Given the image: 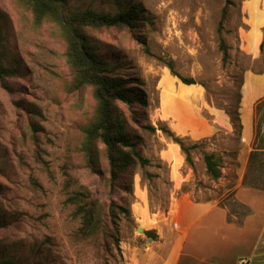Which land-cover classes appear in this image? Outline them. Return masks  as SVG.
<instances>
[{"label":"rangeland","instance_id":"374dc122","mask_svg":"<svg viewBox=\"0 0 264 264\" xmlns=\"http://www.w3.org/2000/svg\"><path fill=\"white\" fill-rule=\"evenodd\" d=\"M69 3L107 14L135 7L140 13L132 28H88L85 34L114 74L148 102L147 108L118 104L132 148L147 163L135 158L113 190L103 146L99 170L87 167L79 148L95 120L94 89H72L67 42L55 23H37L27 0H0V56L14 70L0 82V260L130 264L126 253L135 257L136 248L149 247L144 251L159 258L167 253L171 240L180 239L182 209L190 202L216 203L239 220L246 216L250 211L236 203V189L264 191V100L254 110L253 143L245 145L240 128L246 76L264 74V0ZM221 40L229 49L226 62ZM169 64L197 84H183ZM215 110L240 120L231 122V134L217 128ZM163 128L186 146L199 145L191 164ZM206 129H215L214 134L193 137ZM205 154L221 159L218 180L207 173ZM81 187L104 209L103 229L94 237L79 234L81 218L68 202ZM135 205L145 208L146 223L136 216ZM149 231L155 232L154 240Z\"/></svg>","mask_w":264,"mask_h":264},{"label":"trees","instance_id":"16d2710c","mask_svg":"<svg viewBox=\"0 0 264 264\" xmlns=\"http://www.w3.org/2000/svg\"><path fill=\"white\" fill-rule=\"evenodd\" d=\"M27 3L32 9L37 23L50 20L60 28L67 42V61L74 74L72 89L74 91L85 87L94 89V97L97 102L96 116L94 122L85 129V136L79 151L84 156L87 167L96 173L99 170V145L103 146L109 166L110 188L113 190L117 180L132 165L135 158L139 159L143 165L147 163V160L140 157L132 148L133 144L126 133V126L122 121L118 104H124L129 108L136 105L147 108L148 102L144 96L138 97L137 89H134L129 81L114 74L111 64L97 54L85 32L88 28H132L140 20V13L136 7L116 14L101 13L93 9L83 10L71 6L69 0H27ZM226 16L227 9L225 8L218 26L219 33L224 30ZM1 45L0 34V55ZM220 50L223 54V62H226L229 58V49L223 40L220 42ZM169 68L183 84H197L193 79L177 75L170 64ZM13 74L14 70L5 66L0 56V82L3 83ZM227 114L232 123L240 122L238 118L231 117L230 113ZM236 115L238 117V114ZM240 128H242L241 125ZM148 129L155 131L152 126ZM163 131L181 147L186 161L191 164V152L199 145L186 146L184 140L175 136L170 130L163 128ZM128 148L130 150H127ZM204 163L211 178L218 180L221 177V159L216 158L214 154H205ZM81 188V190L70 194L68 202L75 206V215L81 218L82 226L79 234L86 238L94 237L103 229L104 209L87 188ZM123 212L128 213L127 210H123ZM146 234L152 240L155 239V232L149 231ZM116 244H119L118 239ZM0 264L19 263L14 260H0Z\"/></svg>","mask_w":264,"mask_h":264},{"label":"crops","instance_id":"0c3cea01","mask_svg":"<svg viewBox=\"0 0 264 264\" xmlns=\"http://www.w3.org/2000/svg\"><path fill=\"white\" fill-rule=\"evenodd\" d=\"M243 88L242 139L249 145L254 141V110L264 100V74L247 75ZM212 115L217 128L226 134L234 131L226 113L215 110ZM183 128L189 126L183 125ZM213 130L206 129V134L199 131L192 136L201 139L214 134ZM235 200L250 211L241 220L216 203L190 202L182 209L180 239L171 240L166 254L159 258L157 253L145 252L148 247L136 248L135 257L127 252L126 257L130 264H264V191L240 186L235 191Z\"/></svg>","mask_w":264,"mask_h":264},{"label":"bare ground","instance_id":"6f19581e","mask_svg":"<svg viewBox=\"0 0 264 264\" xmlns=\"http://www.w3.org/2000/svg\"><path fill=\"white\" fill-rule=\"evenodd\" d=\"M134 211L136 213V216L139 218V220L144 221L145 223L147 222V220L145 218H143V217H145V210L141 211V206L140 205H135L134 206ZM140 228H141V232H142L143 231V227H140Z\"/></svg>","mask_w":264,"mask_h":264},{"label":"water","instance_id":"95a60500","mask_svg":"<svg viewBox=\"0 0 264 264\" xmlns=\"http://www.w3.org/2000/svg\"><path fill=\"white\" fill-rule=\"evenodd\" d=\"M138 231L141 232V228H138ZM143 232V231H142Z\"/></svg>","mask_w":264,"mask_h":264}]
</instances>
